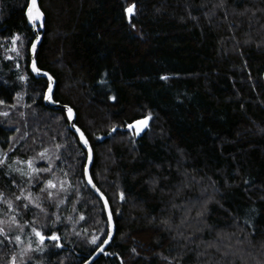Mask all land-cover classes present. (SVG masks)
<instances>
[{"label": "trees", "instance_id": "obj_1", "mask_svg": "<svg viewBox=\"0 0 264 264\" xmlns=\"http://www.w3.org/2000/svg\"><path fill=\"white\" fill-rule=\"evenodd\" d=\"M27 3L0 0V264H80L108 224L84 149L28 70ZM38 4L37 66L74 109L114 219L91 264H264V0Z\"/></svg>", "mask_w": 264, "mask_h": 264}, {"label": "water", "instance_id": "obj_2", "mask_svg": "<svg viewBox=\"0 0 264 264\" xmlns=\"http://www.w3.org/2000/svg\"><path fill=\"white\" fill-rule=\"evenodd\" d=\"M29 2V0H28ZM35 3L39 9V11L42 13V16L40 19H36L34 20L33 23H29L27 15V22L28 24L32 27V31L34 34L33 40L31 42V45L29 47V65H28V70L29 72L35 77V78H39L42 77L46 80V89L44 91V95H43V103L46 107L48 108H52V109H61L64 112L65 118L67 120L68 123V128L71 132H73L78 140L79 145L84 149L85 153H86V159H85V165H84V170H83V176H84V181L87 184L88 188L99 198V200L101 201L102 205H103V209L105 212V217L107 220V224H108V230H107V234L106 237L104 238V240L87 256V258L82 261L80 264H91L92 262H94L107 248V246L110 244L114 233H115V224H114V219H113V215L111 212V208L109 205V202L106 198V196L104 195V193L95 185V183L93 182L92 178H91V174H90V167L92 164V160H93V151H92V147L90 145V142L88 140V138L86 137L85 133L83 132V130L76 125L75 123V111L72 107H70L67 104H62L58 101H55L53 99V90H54V85H55V80L53 78V76L45 70H41L36 63V52L38 49V45L39 42L41 40V34L40 32L43 30V23H44V14L41 11L39 4H38V0H35ZM28 11V3H27V9L25 14ZM35 14V13H34ZM37 37H39V39H37ZM33 42H35V50H33L32 44ZM33 64H35L36 68L39 70L37 71H33ZM45 73H47V75H45ZM49 77H51V81H49ZM262 79L264 81V71L262 73ZM51 84V89H49V85ZM48 95V99H45V95ZM68 108L72 109V113H71V118L69 117V112H68ZM75 124V128L72 127V125ZM79 129L80 132H82L84 134V138L87 140V145H85L83 143V141H81L80 139V132H77L76 129ZM89 152H91V159H89ZM85 168H87L88 170V174L87 176H85ZM89 179L92 181V183H89ZM109 233H111V235L109 236ZM108 240V243H104L105 240ZM101 245H103L102 250L97 251L98 248L101 247Z\"/></svg>", "mask_w": 264, "mask_h": 264}, {"label": "snow or ice", "instance_id": "obj_3", "mask_svg": "<svg viewBox=\"0 0 264 264\" xmlns=\"http://www.w3.org/2000/svg\"><path fill=\"white\" fill-rule=\"evenodd\" d=\"M134 9H135V5H130L127 9H125L126 13L129 15V18H131V16L134 15ZM26 15H27V18H28L29 23H33L34 20L41 18L42 13L39 11V9H38V7H37V5L35 3V0H29V2H28V11H27ZM17 39H19V37H17V36H14L13 37V41H16ZM37 39H39V37H37ZM32 47H33V50H35V47H36L35 42H33ZM12 51H16V49L13 48ZM17 54H19V53H17ZM33 71H37V72L39 71L36 68L35 64H33ZM45 75H47V73H45ZM161 78L162 79H167V77H161ZM20 79H24V77L22 76V77H20ZM49 81H51V77H49ZM101 83H105V82L104 81H101ZM49 89H51V84L49 85ZM45 99H48V95L47 94L45 95ZM110 99H114V98L113 97H110ZM0 103H3V101H0ZM68 112H69V117L71 118L72 109L71 108H68ZM0 114L7 115V113H0ZM138 123H143V122H138ZM72 127L75 128L76 127L75 124H73ZM132 127H133L132 125H129V128H132ZM139 130L140 129L138 128L137 129V133L139 132ZM76 131L77 132H80V130L78 128L76 129ZM80 139H81V141H83V143L85 145H87L88 142L84 138V134L82 132H80ZM40 155L43 156L44 153H41ZM89 159H91V152H89ZM28 163H29V167H31V162H28ZM33 171L34 172L35 171L46 172V171H48V169H33ZM87 174H88V170H87V168H85V176H87ZM89 183H92V181L90 179H89ZM48 184L51 185L52 182L51 181H48ZM0 195H2V194H0ZM49 196H51V193H49ZM19 198L20 197H17V199H19ZM121 199H123V195L122 194H121ZM37 206H39V205H37ZM9 207H11V204H9ZM32 231H33V233H35V235L37 237L40 238L41 241L45 240V237L39 231H37L36 228H33ZM0 234H3V230L2 229H0ZM110 235H111V233H109V236ZM15 239L17 241H19L20 240V237L19 236H16ZM47 239H50L52 241H58V237H57V235L55 233H53L50 237H47ZM95 242H96V239L94 237L92 239L91 243H95ZM108 242L109 241L107 239L104 241L105 244L108 243ZM57 246H59V244H57ZM102 248H103V245H101V247L98 248L97 251L102 250ZM133 251H135V250L133 249Z\"/></svg>", "mask_w": 264, "mask_h": 264}, {"label": "rangeland", "instance_id": "obj_4", "mask_svg": "<svg viewBox=\"0 0 264 264\" xmlns=\"http://www.w3.org/2000/svg\"><path fill=\"white\" fill-rule=\"evenodd\" d=\"M11 46H12V49L14 48V41L12 40L11 41ZM147 117H144V118H141V119H138L137 121H135L133 124H132V128H130L131 130H132V133L134 134V135H139L146 127H147V124H148V118L146 119ZM138 122H143V123H138ZM140 129L139 130V132L137 133V129ZM26 168H28L29 167V163L27 164V166H25ZM29 168H31V167H29ZM37 231H39V230H37ZM40 232V231H39ZM34 236H35V238L37 239V241L38 242H42L41 240H40V238L39 237H37L36 235H35V233H34Z\"/></svg>", "mask_w": 264, "mask_h": 264}, {"label": "bare ground", "instance_id": "obj_5", "mask_svg": "<svg viewBox=\"0 0 264 264\" xmlns=\"http://www.w3.org/2000/svg\"><path fill=\"white\" fill-rule=\"evenodd\" d=\"M2 255V254H1Z\"/></svg>", "mask_w": 264, "mask_h": 264}]
</instances>
